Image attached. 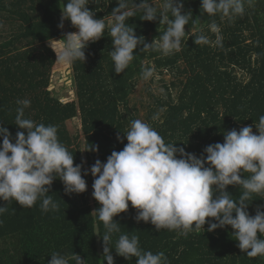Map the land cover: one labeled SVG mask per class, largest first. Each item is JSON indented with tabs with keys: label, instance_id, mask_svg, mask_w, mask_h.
Here are the masks:
<instances>
[{
	"label": "trees",
	"instance_id": "obj_1",
	"mask_svg": "<svg viewBox=\"0 0 264 264\" xmlns=\"http://www.w3.org/2000/svg\"><path fill=\"white\" fill-rule=\"evenodd\" d=\"M183 2L184 12L191 11L193 18L185 26L179 52L163 56L151 48L141 52L143 45H139L129 68L116 74L110 55L112 40L106 28L99 41L89 43L86 62L71 64L78 99L64 103L50 90L57 57L49 40L63 39L78 30L70 20L64 21L63 29L58 27L67 0H0V21L16 23L10 34L0 28V37L4 38L0 42V126L8 128L13 138L18 131L26 134L15 124V117L17 99L27 98L31 104L25 108V118L56 126L59 141L74 155V165L86 161L84 168L90 170L97 159L106 162L113 151H121L127 144L124 133L131 121L139 119L136 107L129 105V97L142 78L143 67L152 68L148 63L153 62L155 68L172 72L175 77L171 83H164V92L149 90L152 101L145 105L144 122L166 144H177L199 157L206 146L223 143L226 130L252 126L258 134L255 122L264 115V0L245 3V15L232 22H222L219 15H201L202 0ZM116 6L117 0L88 5L106 24ZM168 15L171 19L170 12ZM213 19L221 29L223 47L215 45L216 34L209 27ZM126 23L148 44L158 42L166 29L159 19L142 20L140 12ZM201 32L211 34L209 44L194 43L193 35ZM157 112L160 118L153 120ZM78 116L82 137L71 134L67 126L68 120ZM118 135L124 137L123 143ZM84 179L87 191L71 195L65 194L60 179L54 180L49 195L59 205L58 211H42V201L23 209L18 202L7 205L0 200V206H7L0 215V264H47L53 252L76 253L87 264H107L102 241L105 229L94 212L100 207L92 196L94 178L89 173ZM227 190L234 200L242 192L238 186H228ZM249 203L248 211L254 216L257 208L264 206V195L254 194ZM136 215L129 202L128 211L114 217L121 224V233L137 235L145 251L164 252L168 264H264V258L248 257L241 251L231 226L209 232L205 224L204 232L184 237L166 229L158 232L150 222L137 223ZM116 239L114 235L113 246ZM111 254L115 264H136L137 258L126 260L114 248Z\"/></svg>",
	"mask_w": 264,
	"mask_h": 264
},
{
	"label": "clouds",
	"instance_id": "obj_2",
	"mask_svg": "<svg viewBox=\"0 0 264 264\" xmlns=\"http://www.w3.org/2000/svg\"><path fill=\"white\" fill-rule=\"evenodd\" d=\"M93 2L101 5L104 0H91ZM252 2L202 0L201 15H219L222 22H232L238 16L243 17L245 3L251 5ZM91 3L67 0L62 8L58 27L63 29L64 21L70 20L78 31L69 32L60 40H49L58 65L69 66L77 60L86 62L89 42L99 41L107 28L112 40L110 55L114 72L124 73L139 45H143L141 52L151 48L163 56L179 52L186 34L185 26L193 18L191 11L184 12L183 0H163L159 9L155 0L151 3L149 0H117L118 6L112 9L106 24L89 9ZM137 12L142 13V20L159 19L160 24L166 25L158 42L146 43L144 37L138 38L135 30L128 26L126 21ZM3 26L0 21V28ZM209 27L216 34L215 45L223 47L221 29L214 19ZM193 36L196 45L210 43L202 32ZM154 71L143 67L142 79L149 80ZM16 103L15 124L26 130V134L18 131L13 138L8 128L0 126V200L7 205L15 201L23 209H29L42 201V211H58L59 205L49 195L54 180L58 178L63 182L65 194H81L87 191L84 176L90 173L94 178L92 196L100 204L94 212L98 213L105 229L102 241L107 264H115L113 248L126 260L137 258L136 264H168L164 252L145 251L137 235L121 233V224L114 217L128 211L129 202L137 210V223L150 222L158 232L166 229L187 237L190 233L204 232L205 224L209 232L231 226L242 252L248 257L264 258V206L257 208L254 216L248 211L252 196L264 195V115L255 122L258 134L253 132L252 126L239 131L226 130L224 142L206 146L199 157L177 144H166L153 127L136 119L124 133L127 144L123 150L113 151L106 162L97 159L88 170L84 168L86 161L74 165V155L59 141L56 126L25 118V108L31 104L29 99H17ZM160 112L152 119H159ZM117 139L123 143L124 137L118 135ZM245 173L250 175L245 177ZM228 186L242 189L238 199H233ZM6 211L7 206H0V215ZM114 235L117 239L113 246ZM50 256L47 264H87L76 253L53 252Z\"/></svg>",
	"mask_w": 264,
	"mask_h": 264
},
{
	"label": "rangeland",
	"instance_id": "obj_3",
	"mask_svg": "<svg viewBox=\"0 0 264 264\" xmlns=\"http://www.w3.org/2000/svg\"><path fill=\"white\" fill-rule=\"evenodd\" d=\"M156 6H162L163 0H157L155 1ZM154 5V4H152ZM155 6V5H154ZM3 27L6 29V34H10L12 27L15 28L16 23L11 22H3ZM204 26L201 25L198 28H193L191 30L192 33H195L200 28ZM78 31V30H76ZM75 31V32H76ZM208 38H211V34L206 35ZM4 38L0 37V42ZM62 39V38H60ZM57 39V40H60ZM91 43V42H89ZM182 48V47H181ZM151 65L154 71V76L150 78L149 80L145 81L141 78L139 82L137 83L136 89L134 92L130 95V107H136L138 110L139 119L143 122L145 121V115H146V108L145 105L150 103L152 101L151 96L149 95V90L153 91V93H162L165 91L164 83H171L175 77L172 72H161V69L155 68V64L153 62L148 63V65ZM149 65V66H150ZM239 75L242 73L241 71H238ZM74 73L72 66H60L57 63L52 68V76H51V85L50 90H52V93L55 97L60 98V100L64 103L77 100V93H76V83L74 80ZM162 90V91H161ZM175 94L177 93L176 90L173 91ZM67 126L71 134L78 135L82 137V120L81 118L75 117L67 121Z\"/></svg>",
	"mask_w": 264,
	"mask_h": 264
}]
</instances>
